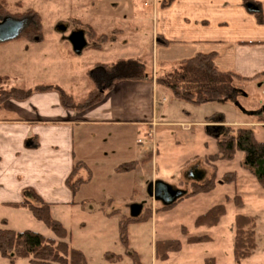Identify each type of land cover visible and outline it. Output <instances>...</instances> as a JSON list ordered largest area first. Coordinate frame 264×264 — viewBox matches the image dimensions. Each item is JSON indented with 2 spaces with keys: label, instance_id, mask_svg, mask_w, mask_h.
Returning a JSON list of instances; mask_svg holds the SVG:
<instances>
[{
  "label": "rangeland",
  "instance_id": "374dc122",
  "mask_svg": "<svg viewBox=\"0 0 264 264\" xmlns=\"http://www.w3.org/2000/svg\"><path fill=\"white\" fill-rule=\"evenodd\" d=\"M144 2L6 0L9 14L5 17L26 20L28 28L35 20L27 12L34 11L40 16L44 30L42 41L36 38L34 42H28L18 38L0 44V77L6 78L0 81V92L13 88L28 91L41 85L60 86L71 96L74 95L75 101L82 103L88 92L96 88L100 78L94 71L100 64L112 67L126 63L127 68L124 67L122 73L131 76L143 74L153 79L167 77L179 68L183 72L181 62L177 63L174 59L163 61L161 50L157 51L152 42L150 24L142 23L141 29H138L137 23L124 17L131 11L149 13ZM94 12L118 17L105 19L102 26H97ZM5 17H0V20ZM75 20H79L81 25ZM87 25L97 26L98 32L93 27L96 38ZM119 29L126 33L117 43L108 42L100 49L97 47L99 35L111 34ZM74 32L85 34L87 46L80 53L75 51L70 41ZM187 76L183 74V78ZM190 79L179 87L193 89L201 83L194 75ZM162 88L155 95L150 93L149 98L143 96L146 100L138 96L136 104L147 108L148 103L153 104L155 99L157 103L152 106L157 115L164 113L163 122L186 124L157 128L151 141L148 140L147 127H135L131 157L144 159L134 161L139 165L124 181L116 173L107 172L106 168L104 172L99 171L94 162L90 182L79 191L80 198L91 200L82 205L51 209L52 218L67 229L68 237L64 241L70 248L81 250L89 264H133L128 256L132 252L139 255L142 264H264V189L243 168V153H238L232 161L221 160L217 156L208 161L209 156L217 154V142L224 137V133L229 135V129H251L258 140L264 142V87L235 82L232 91L226 86H217L227 96L203 105L182 101L171 90ZM164 98L166 102L162 103ZM12 115L8 111H0V117L10 118ZM132 119L137 123L146 118L135 112ZM192 167H198L202 172L204 177L201 180L186 178L187 171ZM81 177L89 179L88 171ZM236 177L237 181L230 183ZM156 181H163L185 194L173 204L165 205L148 192L150 184ZM192 184L213 185L214 191L209 195L188 196ZM228 198L243 199L245 208L237 209ZM217 205L226 209L219 222L212 227H196V219ZM239 214L251 216L256 222V250L252 257L242 262H236L234 258L235 218ZM149 215L147 222L129 224V247L124 248L120 242L121 220ZM2 220H6L8 225L4 226ZM6 228L33 231L59 243L52 230L29 211L0 209V229ZM183 228L187 229L186 236L182 235ZM191 238H201L203 243L192 244L189 242ZM162 240H180L183 250L177 254L170 253L168 260L161 261L156 257L155 243ZM116 257H121L122 261L115 262ZM0 264L11 263L0 255ZM14 264L30 262L28 259H17Z\"/></svg>",
  "mask_w": 264,
  "mask_h": 264
},
{
  "label": "crops",
  "instance_id": "0c3cea01",
  "mask_svg": "<svg viewBox=\"0 0 264 264\" xmlns=\"http://www.w3.org/2000/svg\"><path fill=\"white\" fill-rule=\"evenodd\" d=\"M144 7L149 13L131 11L124 17L137 23L138 29L142 23L151 25L152 42L157 51L161 50L164 62L174 59L182 64L199 53L215 52L216 65L224 72L243 78L264 73V0H145ZM94 13L97 26L118 17ZM97 26L93 27L98 32ZM119 30L122 33L110 42L117 43L125 36V30ZM95 72L100 78L94 80L95 90L101 99L88 108L64 107L57 91H46L34 92L23 101L9 100L0 109L13 114L0 117V209L29 211L14 207L23 202L27 189L34 190L51 209L82 205L91 199L80 198L81 189L73 192L66 183L77 163H85L94 172L95 162L99 171L106 168L124 181L133 171L120 174L116 169L144 159L131 157L135 127H147L151 141L157 128L186 124L163 122L164 113L157 115L152 106L157 103L155 99L147 108L136 104L138 96L149 98L150 93L155 95L162 88L157 78L121 77L104 64ZM251 84L264 87V78ZM135 112L146 119L136 123L132 119ZM85 171L81 169L78 177L83 178ZM126 195L128 198L129 187Z\"/></svg>",
  "mask_w": 264,
  "mask_h": 264
},
{
  "label": "trees",
  "instance_id": "16d2710c",
  "mask_svg": "<svg viewBox=\"0 0 264 264\" xmlns=\"http://www.w3.org/2000/svg\"><path fill=\"white\" fill-rule=\"evenodd\" d=\"M6 0H0V17L7 16ZM34 17L35 22L26 28L19 39H24L28 42H34L36 38L42 41V33L44 30L40 16L34 11H28ZM77 24L81 25L79 20H75ZM89 32L94 38L96 35L93 33V27L87 25ZM122 31H114L111 34L97 35V47L102 48L105 43L115 40ZM112 35V37H110ZM115 35V36H113ZM95 47V48H97ZM99 48V49H100ZM217 53L202 54L199 53L188 61L182 62L184 65L183 72L179 68L175 73L169 74L167 77L156 79L158 86L171 90L176 98L192 103L194 105H203L214 101H219L227 95L221 91L217 86H226L233 91V84L252 83L264 78V73L257 75L254 78H243L233 72H224L216 65ZM122 63V62H121ZM124 67L127 68L126 63L119 66H107L110 71H116L121 77H129V79L143 80L146 75L131 76L127 73H122ZM189 76L183 78V74ZM126 74V75H125ZM191 75L199 79L201 83L198 86L190 89L186 86L185 89L179 87L180 84H187L191 81ZM6 78L0 77V81ZM57 91L60 94L64 107L67 108H88L95 103L99 102L101 96L98 91H92L80 104H76L73 96L65 92L58 86H37L32 90L24 91L19 88H13L10 91L0 92V109L9 100H27L34 92ZM229 135L223 134V138L217 142V154L209 156L219 157L221 160L232 161L238 153L244 154L242 166L249 174L256 180L258 185L264 189V142L259 141L255 132L251 129L241 128L237 130H228ZM138 162H131L121 165L116 169L117 173H126L135 170L138 167ZM81 169L88 171L89 179L78 177V172ZM91 180V171L85 163H77L67 179V185L73 192H78L81 187ZM237 177L231 180L230 183H235ZM229 183V184H230ZM214 191L213 185H197L192 184V190L188 196H198L201 193L209 195ZM181 199V198H180ZM233 201L237 209H244L245 203L243 199L228 198ZM17 208H24L29 210L32 215L40 222L44 223L49 229L52 230L59 243L56 240L45 237L40 233L33 231L16 232L9 229H0V255L3 259L8 260L14 264L17 259H28L30 264H89L85 255L77 249L70 248L69 244L64 240L68 237V232L64 226L52 218L51 206L46 203L34 190L27 189L24 192V200L20 204L14 205ZM226 214L225 206L217 205L210 209L206 214L199 216L196 219L195 226H215L221 217ZM149 216L144 217H127L123 218L120 222V242L124 248L129 247L128 226L131 223L147 222ZM4 226H7V221H2ZM236 223V237L234 241V258L236 262H242L253 256L256 250V222L251 216L237 215L235 218ZM186 228L181 230L182 235L186 236ZM192 244H201L203 239L191 238L189 240ZM183 250V243L180 240H162L155 243V254L161 261H166L170 253H180ZM107 256V254H106ZM133 264H142L140 257L136 252L129 253L128 255ZM109 260V259H107ZM122 261L121 257H116L115 262Z\"/></svg>",
  "mask_w": 264,
  "mask_h": 264
},
{
  "label": "water",
  "instance_id": "95a60500",
  "mask_svg": "<svg viewBox=\"0 0 264 264\" xmlns=\"http://www.w3.org/2000/svg\"><path fill=\"white\" fill-rule=\"evenodd\" d=\"M250 8L253 6H249ZM254 8V7H253ZM254 11L256 8L253 9ZM27 27L26 20L5 17L0 20V44L18 39L24 29ZM70 41L77 53H80L85 46L84 35L81 32L73 33ZM198 167L189 169L186 178L190 180H201L204 175L196 173ZM149 194L157 201L163 202L165 205H171L181 198L185 192L175 190L163 181L151 183L148 188Z\"/></svg>",
  "mask_w": 264,
  "mask_h": 264
},
{
  "label": "flooded vegetation",
  "instance_id": "af4514ba",
  "mask_svg": "<svg viewBox=\"0 0 264 264\" xmlns=\"http://www.w3.org/2000/svg\"><path fill=\"white\" fill-rule=\"evenodd\" d=\"M196 173H201V174H202V172H201V171H199V170H197V171H196Z\"/></svg>",
  "mask_w": 264,
  "mask_h": 264
}]
</instances>
